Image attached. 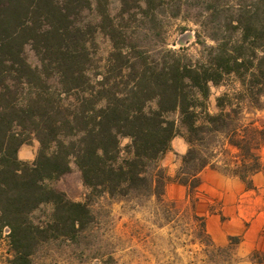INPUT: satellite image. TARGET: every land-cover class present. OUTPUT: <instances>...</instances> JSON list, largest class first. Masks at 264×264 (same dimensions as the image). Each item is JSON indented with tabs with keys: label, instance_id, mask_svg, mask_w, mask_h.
Listing matches in <instances>:
<instances>
[{
	"label": "trees",
	"instance_id": "16d2710c",
	"mask_svg": "<svg viewBox=\"0 0 264 264\" xmlns=\"http://www.w3.org/2000/svg\"><path fill=\"white\" fill-rule=\"evenodd\" d=\"M177 20L195 26L193 52L169 46ZM212 87H224L215 111ZM263 111L264 0H120L115 15L108 0H0V233H80L94 219L92 196L170 212L167 183L193 192L206 167L249 181L264 172ZM29 134L39 142L33 162L17 154ZM175 136L188 150L170 176L161 161ZM71 163L85 201L48 183ZM46 204V224L29 225Z\"/></svg>",
	"mask_w": 264,
	"mask_h": 264
},
{
	"label": "rangeland",
	"instance_id": "374dc122",
	"mask_svg": "<svg viewBox=\"0 0 264 264\" xmlns=\"http://www.w3.org/2000/svg\"><path fill=\"white\" fill-rule=\"evenodd\" d=\"M119 9L120 0H108L111 14H117ZM84 18L88 21L96 17L87 14ZM182 25L190 30L181 31ZM194 28L191 23L175 21L168 36L169 46L183 44L193 52L194 31L191 29ZM98 42L100 54L106 56L110 49L107 38L100 34ZM24 55L32 67H39V59L30 44L24 47ZM223 90L224 87L211 88V111H215V98ZM255 117L264 120V111L256 113ZM25 137L27 141L18 148V158L33 162L39 142L33 135ZM128 141L123 139L122 144ZM260 154L264 160V147ZM48 183L74 201H85L89 193L74 163L68 172ZM197 189L190 193L187 189V194L177 201L165 197L166 202L175 205L170 212L162 211L154 201L140 206L131 199L92 196L88 200L94 219L80 233L68 230V234L59 235L49 229L47 236L42 233L11 237L10 229L5 227L0 233V264H235L238 256L232 247L238 237L231 236L225 245L218 241L215 223L195 211L199 199ZM52 212L53 205H42L29 216L28 224L45 225ZM247 258L259 261L263 256L252 254Z\"/></svg>",
	"mask_w": 264,
	"mask_h": 264
},
{
	"label": "crops",
	"instance_id": "0c3cea01",
	"mask_svg": "<svg viewBox=\"0 0 264 264\" xmlns=\"http://www.w3.org/2000/svg\"><path fill=\"white\" fill-rule=\"evenodd\" d=\"M171 146L161 164L168 175L174 176L188 144L183 137L175 136ZM200 178L195 211L206 215L208 222L215 223L216 237L222 245L227 244L231 236L238 237L232 247L238 256L235 264H264V172L254 173L247 181L206 167ZM185 194L186 186L174 181L167 183L165 197L177 201ZM252 254L263 258L259 261L248 259Z\"/></svg>",
	"mask_w": 264,
	"mask_h": 264
}]
</instances>
